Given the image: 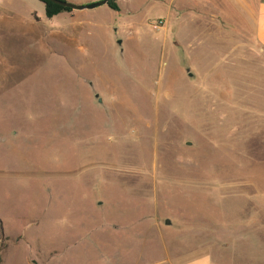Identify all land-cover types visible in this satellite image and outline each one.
Wrapping results in <instances>:
<instances>
[{"label": "rangeland", "instance_id": "374dc122", "mask_svg": "<svg viewBox=\"0 0 264 264\" xmlns=\"http://www.w3.org/2000/svg\"><path fill=\"white\" fill-rule=\"evenodd\" d=\"M117 4L0 0V264H235L264 198V54L217 5Z\"/></svg>", "mask_w": 264, "mask_h": 264}, {"label": "crops", "instance_id": "0c3cea01", "mask_svg": "<svg viewBox=\"0 0 264 264\" xmlns=\"http://www.w3.org/2000/svg\"><path fill=\"white\" fill-rule=\"evenodd\" d=\"M193 7L207 9L217 5L222 10L221 17L234 19L240 16L241 23L248 25L249 37L255 43L256 51L264 54V0H191ZM129 2V0H127ZM224 18V17H223ZM237 22V20H234ZM257 206L250 210V225H243L247 231H241L238 236L239 257L235 264H264V198L255 197ZM238 233V232H237ZM228 243V242H227ZM224 240L219 244L220 247L230 249ZM250 245V252L247 251ZM245 248V249H244ZM253 250V252H251ZM189 264H209V256L194 260ZM216 264H223L216 261Z\"/></svg>", "mask_w": 264, "mask_h": 264}, {"label": "water", "instance_id": "95a60500", "mask_svg": "<svg viewBox=\"0 0 264 264\" xmlns=\"http://www.w3.org/2000/svg\"><path fill=\"white\" fill-rule=\"evenodd\" d=\"M48 1L72 10H84V9H93L102 5H108V3L111 0H97L95 2L87 3V4H75L66 0H48ZM166 223L169 224L170 221H167ZM2 236H3V228H2V223L0 221V242L2 240Z\"/></svg>", "mask_w": 264, "mask_h": 264}, {"label": "trees", "instance_id": "16d2710c", "mask_svg": "<svg viewBox=\"0 0 264 264\" xmlns=\"http://www.w3.org/2000/svg\"><path fill=\"white\" fill-rule=\"evenodd\" d=\"M41 1L46 5L45 14H46V16L48 18H53V17H55L56 15H58L59 13H61L63 11H71L72 10V9L65 8L63 6L57 5L55 3H52V2H50L48 0H41ZM108 6L112 10H114L115 12H118L119 11V6L117 4V0H111L108 3Z\"/></svg>", "mask_w": 264, "mask_h": 264}, {"label": "built area", "instance_id": "2783aa9c", "mask_svg": "<svg viewBox=\"0 0 264 264\" xmlns=\"http://www.w3.org/2000/svg\"><path fill=\"white\" fill-rule=\"evenodd\" d=\"M165 20L163 18H159L156 22L152 24L153 29H160L164 26Z\"/></svg>", "mask_w": 264, "mask_h": 264}]
</instances>
